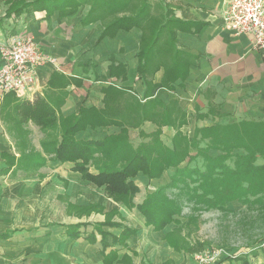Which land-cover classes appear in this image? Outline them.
I'll list each match as a JSON object with an SVG mask.
<instances>
[{
	"label": "crops",
	"instance_id": "1",
	"mask_svg": "<svg viewBox=\"0 0 264 264\" xmlns=\"http://www.w3.org/2000/svg\"><path fill=\"white\" fill-rule=\"evenodd\" d=\"M33 1L0 0V47L14 34H23L56 60L40 68L26 90L0 91V249L5 250L0 264H264V240L238 252L220 247L226 254L204 258L205 252L189 253L184 247L189 232L185 218L174 215L161 228L148 222L139 206L171 182L174 170L154 179L140 172L133 180L139 191L132 207L117 203L83 178L73 163L49 159L41 178L13 175L21 157L15 135L38 140L37 151H42L43 136L32 120L17 132L7 125H17L36 106L65 118L82 113L88 119L103 118L104 126L83 127L76 140L99 142L125 131L134 149L148 142L145 134L159 129L158 119H143L144 105L151 114H161L153 100L171 115L173 125L162 132L165 144V136L171 141L183 127L191 138L197 128L215 123L264 121V50L255 47L253 34L227 29L225 0H145L148 13L137 26L110 32L109 25L133 16L144 0L121 5L99 0V18L91 20L88 3L75 10H51L31 6ZM24 3L28 8L12 13ZM145 50L150 52L146 57ZM2 64L0 56V68ZM179 115L182 125H176ZM98 172L90 167V174ZM12 175L24 178L10 179ZM35 186L43 190V204L49 202L51 212L57 199H69L63 202V227L51 223L48 215L32 229L35 215H24L18 200L28 197L29 205H36ZM68 204L80 208L82 216H72ZM226 207L235 213L243 209L239 201ZM24 217L29 225L21 231ZM190 234L193 238L195 233ZM32 244H41L43 250L25 262L21 256Z\"/></svg>",
	"mask_w": 264,
	"mask_h": 264
},
{
	"label": "trees",
	"instance_id": "2",
	"mask_svg": "<svg viewBox=\"0 0 264 264\" xmlns=\"http://www.w3.org/2000/svg\"><path fill=\"white\" fill-rule=\"evenodd\" d=\"M109 1L112 5L115 3L121 5L128 0ZM86 3L91 5L87 19H98L99 0H34L31 6L51 10L67 6L70 10H75ZM29 5V3L18 5L12 9V13L20 12ZM147 13L148 8L144 0L140 7L135 8L133 16L116 19L115 25L107 27V32L113 28L130 29L137 26ZM144 53L142 54L144 57L150 54L148 50ZM150 103L157 104L159 111L166 114L168 121L161 123L162 115L151 114L147 111L148 105H144L142 108L145 121L153 117L158 119V126L173 125L169 110L164 108L161 111L163 106L159 100ZM20 120L18 124L21 128L32 120L43 136L41 139L43 153L20 155L19 160L24 158L29 160L30 166L26 170L29 175H35L34 172L39 171V167L46 166L47 156L59 163H73V169L81 172L83 178L103 188L117 203L128 207L134 206L139 188L133 180L140 172L149 179H154L161 177L164 171L174 169L170 176L171 182L149 194L147 200L139 206L148 222L158 228L163 227L166 221H170L171 216H179L182 212L177 202L165 195L167 188L179 190L186 196L188 203L195 204L196 211L215 209L233 214L235 212L230 211L226 205L239 201L250 212L257 209L264 212V121L215 123L210 127L197 128L191 138L178 134L174 139V149L171 150L161 138V127L155 134L150 135V143L140 144L134 149L125 131L108 136L99 142L76 140V133L83 127L104 126L103 118L88 119L83 113L80 116L65 118L49 107L36 106L31 109L30 114ZM181 145L185 149L182 150ZM191 150L197 153L194 155ZM199 158L202 159L201 165L198 166L197 162L195 167L191 166L192 162ZM183 163L186 164L182 166ZM91 166L99 171L98 174L89 173ZM159 209L163 211L161 217L157 212ZM184 244L187 246L186 239Z\"/></svg>",
	"mask_w": 264,
	"mask_h": 264
},
{
	"label": "rangeland",
	"instance_id": "3",
	"mask_svg": "<svg viewBox=\"0 0 264 264\" xmlns=\"http://www.w3.org/2000/svg\"><path fill=\"white\" fill-rule=\"evenodd\" d=\"M160 118L161 123H166L168 120L166 119V114L162 113ZM175 119L177 120L176 125H182L184 124V119L179 115L178 117L175 116ZM150 122V121H149ZM12 124V123H11ZM175 125V126H176ZM161 127V132H163L164 128L166 127H171L170 125H162L158 126ZM7 128H9L12 132H17L21 129L20 125L17 123L12 124V125H7ZM143 136V133H140ZM154 133H151L150 135H153ZM178 134L186 135L187 133L185 131V128L183 127L182 129H177L176 133L173 137V140L168 141V137L165 136V140L167 144L166 146L169 147V149H174V139L177 137ZM25 135V134H24ZM147 133L144 135L146 141H148L146 144L150 143L151 137ZM17 137L16 142L18 144V149L19 151L24 154L25 156L31 155L33 152L34 154L43 153V151H37L36 146L38 145V140L30 142V140H25L22 136L15 135ZM142 138V137H141ZM162 138V135H161ZM164 139V138H162ZM40 141V140H39ZM164 142V141H163ZM181 142V140L179 141ZM33 143V144H32ZM204 144L202 145V147ZM182 150L185 149L181 145ZM29 149V150H28ZM194 155L197 153V151L192 150ZM46 157V156H45ZM48 160L50 159V156H47ZM15 161L13 160L12 163ZM198 162V166L201 165L202 159L199 158L198 160L192 162L193 167L196 166ZM187 163V161H186ZM186 163H183L182 166ZM27 165V166H26ZM29 160L24 158V160H18L17 163V168L14 170L15 172L13 175L18 174V172L22 173L23 176L24 174H29L26 170L29 168ZM44 167H39V171L34 172L35 175L39 174L38 176H44L45 170L42 169ZM169 170H174V169H168ZM47 171V170H46ZM167 171V170H166ZM11 176L10 179H22L24 178L23 176L21 177H15ZM37 176V177H38ZM36 181L38 180L35 177ZM33 180V179H31ZM36 187V193L34 194V199L37 200L38 202L34 206H30L27 200H25L28 197L22 196L20 198V203L23 214L26 215V213H34V220L32 222L33 228H39V223L43 222L46 220V217L49 215V219L52 221L51 223H54L56 225L62 226L65 225L64 220L66 222V215L63 213V202L68 203L69 199L68 198H61V200H56L55 201V209L53 207V212H51V204L48 202V204H43V201L45 200V196L43 190L39 189V186ZM66 187V185H65ZM165 195L171 199L174 200V202H177V205L181 207L182 212L179 214L178 217H182L186 219V230L189 231L186 233L184 236V239H186L187 246L185 248L189 253H194L198 251H203L207 256H204V258L212 255H221L226 254L225 250L220 249L223 247H231L232 249H235L234 251L238 252V249H246L249 247H252V245L256 244V242L264 240V212H261L260 210H253V212L249 211V209L242 207L243 209L240 211H237L236 213H225L221 212L215 209L212 210H201V211H196L194 210L195 204L194 203H188L187 198L185 195H183L179 190L173 189V188H168L165 190ZM63 197V196H62ZM9 198V197H7ZM60 198V197H58ZM71 207V208H70ZM76 206H73L72 204H68V208H70V213H72V216L76 217H81V209L80 208H75ZM79 209V211H77ZM87 212V211H86ZM159 213V217L163 216L162 210L159 209L157 210ZM45 214V215H42ZM51 213H54V216H50ZM37 214V215H36ZM177 216V215H175ZM172 217V216H171ZM28 219L27 217H24L22 224L20 225L21 231H25V228L28 227ZM36 225V226H35ZM31 226V223H30ZM191 232L195 233L193 238L191 236ZM213 244V245H211ZM4 248V246H3ZM9 248V247H8ZM11 250V248H9ZM30 251L27 253V251ZM43 250V246L41 244H32L31 247L27 246V248L24 250V253L22 254L21 257L25 258V262L28 260V256H30L32 253H37L41 254V251ZM35 251V252H34ZM45 253V251H43ZM230 253V252H229ZM67 255V252H65ZM5 258V250L0 249V256ZM63 257L65 256L64 253L61 254ZM66 257V256H65Z\"/></svg>",
	"mask_w": 264,
	"mask_h": 264
},
{
	"label": "built area",
	"instance_id": "4",
	"mask_svg": "<svg viewBox=\"0 0 264 264\" xmlns=\"http://www.w3.org/2000/svg\"><path fill=\"white\" fill-rule=\"evenodd\" d=\"M223 20L229 31L253 34L255 47L264 50V0H225ZM0 91L16 93L34 84L40 68L56 64L31 37L14 34L10 43L0 47Z\"/></svg>",
	"mask_w": 264,
	"mask_h": 264
}]
</instances>
